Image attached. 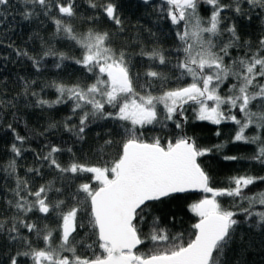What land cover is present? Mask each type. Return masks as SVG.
Segmentation results:
<instances>
[{"label":"snow or ice","instance_id":"6c2138e0","mask_svg":"<svg viewBox=\"0 0 264 264\" xmlns=\"http://www.w3.org/2000/svg\"><path fill=\"white\" fill-rule=\"evenodd\" d=\"M83 2L97 12L87 17L88 21L102 15L119 32L124 31L120 5L115 0ZM142 3L149 5L151 0ZM204 5L210 8L207 17L201 15ZM12 8L18 9L23 21L41 16L51 19L56 34L63 33L81 50L72 62L93 79L89 84L71 86L53 82L50 87L55 89L56 99L37 98L33 106L52 108L71 101L72 114L79 113V123L70 124L69 116L63 126L78 141L85 139L86 129L98 120L124 123L121 140H114L111 130L106 133L97 148L96 163L74 158L62 165L56 154L65 149L55 145L47 155L37 154L58 171L62 180L69 181V188L83 178L67 199L59 198L65 194L64 186L49 182L33 188L27 175H19L17 158L24 150L16 142L23 145L28 138L7 124L16 142L10 148L13 158L2 170L4 179L13 178L15 186L0 187V191L10 193L0 215V264H248L253 249L264 256V210L254 211L256 205L264 206V192H245L264 182V175H235L228 178L225 187H216L200 158L223 151L227 144L201 147L184 130L188 107L196 121L231 123L235 125L231 142L254 145L253 153L244 159L264 168V0H164L159 10L166 12V18L176 26L179 42L173 76L156 70V65L171 63L162 51H141L140 55L152 62L141 76L133 73L126 52L112 46L109 31L89 28L77 34L66 20L78 15V0H0V26ZM53 10L58 15H53ZM254 19L261 22V35L255 43L244 39L247 33L242 35L238 27ZM233 49L242 54L232 57ZM17 55L32 60L37 71L41 69V62L27 51L18 50ZM49 55L54 53H44V57ZM68 59L60 53V63L55 67L61 68ZM19 79L24 91L18 97L26 98L29 81ZM154 88H159V94L153 93ZM18 97L0 99V113L15 109ZM167 122L178 130L172 138H144L146 126L167 127ZM48 127L56 128L57 123L49 121ZM215 134L221 133L218 130ZM66 151L75 157L72 148ZM223 159L236 161L242 157L225 155ZM26 173L40 176L41 168H28ZM190 192L202 195L188 206L197 219L185 241L183 233L173 235L161 227V216L156 213L166 201ZM224 197L231 198L230 207L222 203ZM30 213L42 214L44 219L55 214L57 226L40 227ZM145 224L148 232L143 231ZM246 224L247 233L256 238L242 231ZM255 228L260 231L254 233ZM141 246L147 250H141Z\"/></svg>","mask_w":264,"mask_h":264},{"label":"trees","instance_id":"16d2710c","mask_svg":"<svg viewBox=\"0 0 264 264\" xmlns=\"http://www.w3.org/2000/svg\"><path fill=\"white\" fill-rule=\"evenodd\" d=\"M100 2H103V0H100ZM115 2L120 5L121 17L124 22L123 32H119L117 27L102 15L100 19L94 22L88 21L86 18L96 15L97 12L89 9L83 0H78V15L75 18L66 20V22L73 25L77 34L84 33L89 28L112 33V46L126 52L134 74L139 72L143 76V73L152 64L145 56L140 55L142 50L151 51L155 49L162 51L171 63L168 66L156 65V70L173 76L172 65L176 60L175 48L179 42L175 36L176 26L171 25L166 18V12L159 10L164 6V0H151L149 5H144L142 0H115ZM9 11L11 14L5 23L0 26V99H12L23 93L24 87L20 82V77L27 79L30 87L29 95L26 98L23 96L18 97L15 109H6L5 112L0 113V117H2L0 119V187L7 189L15 186L13 178L4 179L6 173L2 170L13 158L10 148L12 143L16 141H14L12 133L7 131V124L11 123L20 135L28 138L23 145L16 142L24 150L22 157L17 158L19 175L21 177L27 175L33 188H38L40 185L49 182H53L55 187L64 186L65 194L59 198L67 199L68 193L74 190V185L80 183L83 178L76 180L72 188H69L67 186L69 181L62 180L58 171L55 168H50L46 161L38 159L37 154L40 156L47 155L49 148L55 145L65 149V151L56 154L62 165H67L74 158L80 162L96 163L98 159L96 151L103 144L106 133L111 130L112 138L117 141L121 140L123 138L121 124L124 122L98 120L86 129L85 139L78 141L74 133L65 130L63 126L69 116L72 117L69 121L70 124L76 125L79 123V113L72 114L71 101L52 108L34 107L33 104L37 98L49 101L56 99L57 93L53 87H50L53 82L71 86L78 82L82 85L89 84L93 82V79H90L91 74L72 62L71 58H78L81 50L73 41L65 39L63 33L56 34L51 19L41 16L38 20L31 22L23 21L18 14V9L12 8ZM52 14L58 15L55 10ZM209 14V6H202L201 15L207 17ZM244 25H247V27H244ZM238 27L242 35L247 33L244 39H251L254 43L261 35V22L259 20L254 19L251 24L245 20ZM18 50L27 51L29 56L39 60L42 64L41 69L37 71L33 67L32 60L17 55ZM48 51L54 53V55L44 57V53ZM231 52L232 57L242 54L235 49ZM60 53H64L70 59L63 61L62 67L58 69L55 65L60 63ZM32 81H35V83L32 84ZM186 82H190V78H187ZM141 83H143V80ZM170 86H174V84ZM152 91L154 94H159L160 90L154 88ZM224 91L226 92L227 88ZM32 92L37 95L32 96ZM160 108L162 109V106ZM108 110L114 111L111 108ZM13 112H15V115H12ZM185 115L188 117V123L184 125V130L188 135L194 136L201 147L213 148L215 145L227 144L223 151H213V153L200 158L203 166L213 176V183L216 187H225L228 178L235 175H264V168L254 161L244 159V157H248L253 153L255 146L231 142L235 125L231 123L213 125L208 122L196 121L191 107L187 108ZM49 121H55L57 127L49 129ZM218 130L221 133L219 136L215 134ZM143 132L146 139L160 136L164 140L172 138L178 133V130L174 128L171 122H167V127H162L160 124L149 125L143 129ZM97 133L100 134L99 137ZM117 133H120V135H117ZM248 134H252L251 130ZM67 148L73 149L75 157L72 156V153L66 151ZM225 155H235L242 157V159L227 161L223 159ZM28 168H41V175L35 176L26 173ZM245 192L248 195L264 192V182H257L256 185L252 186L250 192L247 189ZM201 195V193L181 194L177 198L160 205L161 211L156 213L161 216L160 226L167 228L173 235L183 233L186 241L192 232L191 225L197 219L189 211L188 206L198 200ZM6 198H10V193L0 191V215L3 214L2 210ZM55 198L53 196V199ZM221 200L225 207H230L233 203L231 198L224 197ZM260 210H264V206L256 205L254 211ZM29 216L40 227H43L44 224H48L50 228L57 226L55 214L46 219L41 218L42 214L39 213H30ZM150 222L149 219L148 223L150 224ZM142 227L144 232L149 231L148 224ZM247 228L248 225L246 224L242 231L252 236V238H256L253 233H247ZM80 231L83 234V230ZM259 231V228L254 229V233ZM33 239H35L34 236ZM148 247H151V245L149 244ZM141 250L147 249L141 246ZM247 260L248 264H264V256L257 249L252 250V254L247 257Z\"/></svg>","mask_w":264,"mask_h":264},{"label":"water","instance_id":"95a60500","mask_svg":"<svg viewBox=\"0 0 264 264\" xmlns=\"http://www.w3.org/2000/svg\"><path fill=\"white\" fill-rule=\"evenodd\" d=\"M190 193H199V192H190ZM186 194V193H185Z\"/></svg>","mask_w":264,"mask_h":264}]
</instances>
